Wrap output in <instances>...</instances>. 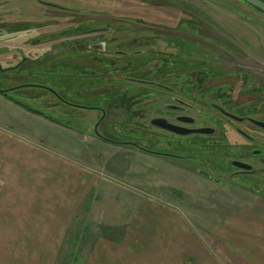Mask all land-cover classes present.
Returning <instances> with one entry per match:
<instances>
[{
  "label": "rangeland",
  "instance_id": "1",
  "mask_svg": "<svg viewBox=\"0 0 264 264\" xmlns=\"http://www.w3.org/2000/svg\"><path fill=\"white\" fill-rule=\"evenodd\" d=\"M40 1L0 0V28H23L0 33V65L13 68L0 72V89L26 86L8 94L51 126L32 120L22 128L87 175L86 194L48 264H191L182 211L192 180L264 195V166L251 156L264 150V135L242 137L240 125L211 105L264 115V13L240 0ZM105 27L107 34L78 35ZM101 39L109 47L92 52L88 44ZM173 97L197 109L198 127L218 123L219 133L185 138L149 129ZM233 160L254 172L229 179Z\"/></svg>",
  "mask_w": 264,
  "mask_h": 264
},
{
  "label": "crops",
  "instance_id": "2",
  "mask_svg": "<svg viewBox=\"0 0 264 264\" xmlns=\"http://www.w3.org/2000/svg\"><path fill=\"white\" fill-rule=\"evenodd\" d=\"M0 29L6 36L9 29ZM1 94L7 111L0 108V264H48L86 194L87 175L22 128L32 120L51 126L44 116ZM209 180L194 179L184 188L191 264H264L262 191Z\"/></svg>",
  "mask_w": 264,
  "mask_h": 264
},
{
  "label": "flooded vegetation",
  "instance_id": "3",
  "mask_svg": "<svg viewBox=\"0 0 264 264\" xmlns=\"http://www.w3.org/2000/svg\"><path fill=\"white\" fill-rule=\"evenodd\" d=\"M40 3L47 5L46 2L43 3L42 1H40ZM8 29H9V31H8L9 32V36H15L17 34V29L21 30L23 28H21V27L20 28H16V26L15 27L12 26V27H9ZM90 30L94 31L95 33L97 32V33L96 34H88V30H87L85 32L78 33V35H80V36L82 35V38H86V37L96 36L97 34L98 35H102V34H107V33L110 32L109 28H107V27H105V28H93V29H90ZM98 31H101V32L99 33ZM107 42H108L107 40L101 39L98 42L95 41L94 43L93 42L90 43V45L88 44V48L89 47L90 48L93 47V51L92 52H94L95 50L96 51L97 50H102L105 47L106 48L109 47L107 45ZM12 70H13V68L5 69V68H2V66L0 65V72L5 73V72H8V71H12ZM139 82L145 83V81H142V80H140ZM147 83H149V82L147 81ZM25 87L26 86H21V87L19 86V87H14V88L7 89V90L6 89H1V90L2 91H6L7 93H9L10 91H19V90H21V89H23ZM158 89H160L162 91L167 90L170 93H172L171 88L166 86L162 82H159ZM172 99H173V103L172 104H164V105H162L161 114L153 116L152 118L149 119V121H151V119H153V118L161 117V118L168 119L172 124H174L176 126H180V127H184V128H188V129L213 128V129L216 130L215 134H213V135H205L207 137L215 136V135H217L219 133L220 129H219L218 125H217L218 123H216L214 125V127H210V126H202V127L200 126V127H198L196 125L197 124V119L192 114L196 113L197 109L195 107L191 106L189 104V102L185 101V98H184V100L182 98H177V97H173ZM192 99H194V98H192ZM192 102H193V100H192ZM65 103L69 104V102H65ZM211 105L213 106L214 110L219 112L221 114V116H223L225 119L240 125V127L242 129L238 127V128H236V131L242 137L251 140L252 138H251V136L248 133L264 135V129L261 128L260 126H258L256 123H254V122L264 123V115H260L257 118L252 117V116H240L238 114L225 111L224 109H221V108H218V107L216 108V107H214V104H211ZM163 107H167L168 109H163ZM164 113H166V114H164ZM208 115L213 118L212 121H216V117L215 116H213L212 114H208ZM183 118H187V119L193 118L195 120V123L194 124H190V123H183V122H179L178 121V119H183ZM235 118H237V119H235ZM149 121H148V124H149ZM97 131H98V127H97ZM164 132H166V131L164 130ZM169 135H171V133ZM193 136H195V135H193ZM174 137H180V136L174 135ZM259 145L264 147V143H260ZM251 153H252L251 156L253 158H255L254 161L256 163L262 164L264 166V150L263 149H260V150L256 149V150H252ZM164 155H165V157H171V155H167V154H164ZM173 156H175V158H181V159L184 158L182 156H177V155H173ZM196 161L200 162L199 160H196ZM233 162H234V160L231 161V166L232 167H234L233 166ZM238 162H241V161H238ZM241 163H244V162H241ZM245 164H247V163H245ZM248 165L251 166L250 164H248ZM234 168L236 170L232 173V175L228 176L229 179L236 178L237 176H241V175H245V174H251V173L254 172L253 166H251V169L248 170V171H245V170H242V169H239V168H236V167H234ZM263 171H264V169H263Z\"/></svg>",
  "mask_w": 264,
  "mask_h": 264
},
{
  "label": "water",
  "instance_id": "4",
  "mask_svg": "<svg viewBox=\"0 0 264 264\" xmlns=\"http://www.w3.org/2000/svg\"><path fill=\"white\" fill-rule=\"evenodd\" d=\"M240 1L264 13V2H262L261 0H240ZM178 121L183 122V123H190V124L195 123V120L193 118H190V119L183 118V119H178ZM254 123H256L258 126L264 129V123H260V122H254ZM150 124L157 129L165 130V131H168L170 133H173L181 137H188V136H193V135H213L216 132V130L213 128L188 129V128L176 126L172 124L168 119L161 118V117L152 119L150 121ZM95 134L99 138H102V136L97 131V127L95 128ZM233 166L236 168L245 170V171H248L251 169V166H249L248 164L241 163L238 161H234Z\"/></svg>",
  "mask_w": 264,
  "mask_h": 264
},
{
  "label": "trees",
  "instance_id": "5",
  "mask_svg": "<svg viewBox=\"0 0 264 264\" xmlns=\"http://www.w3.org/2000/svg\"><path fill=\"white\" fill-rule=\"evenodd\" d=\"M262 2H264V0H261ZM87 79H90V76L87 78ZM207 90L204 88V90H200V92H199V94L201 95V97H203L204 96V93L206 92ZM0 93H4V94H6L7 92L6 91H2L1 89H0ZM192 95V94H191ZM6 96H7V94H6ZM191 97V96H190ZM201 99V98H200ZM18 105H20L21 107H23V108H25L26 110H28V111H30V112H32V113H34V114H37V115H43L41 112H38V111H36V110H34V109H32V108H29V107H27V106H25L24 104H22V103H18V102H16ZM97 110H98V107H97ZM106 115V114H105ZM46 117V116H45ZM104 119V117L102 118V119H100L99 120V122H98V124L100 125L101 124V122H102V120ZM154 119V118H153ZM152 120V119H151ZM149 124H150V121H149ZM154 129L155 127L154 126H152L151 124L149 125V129ZM155 129H157V128H155ZM161 130V129H160ZM122 132V131H121ZM94 133H95V130H94ZM99 133V132H98ZM96 135V134H95ZM102 139V138H101ZM103 140H105V141H107V142H109V143H113V144H115V145H128L127 143L125 144V143H122V142H117V141H113V140H110V139H103ZM130 145V144H129ZM132 149H134V146H130ZM136 149H138V150H140V151H143V152H145V153H149V154H155L154 152H152V151H150V150H145V149H142V148H139V147H137L136 146Z\"/></svg>",
  "mask_w": 264,
  "mask_h": 264
}]
</instances>
